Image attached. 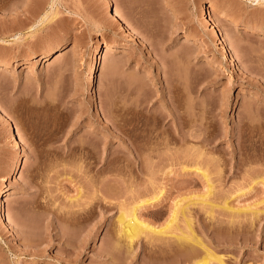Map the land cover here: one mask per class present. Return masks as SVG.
Returning a JSON list of instances; mask_svg holds the SVG:
<instances>
[{"label": "rangeland", "instance_id": "1", "mask_svg": "<svg viewBox=\"0 0 264 264\" xmlns=\"http://www.w3.org/2000/svg\"><path fill=\"white\" fill-rule=\"evenodd\" d=\"M0 23V264H264V0H0ZM161 189L140 216L163 234L129 241Z\"/></svg>", "mask_w": 264, "mask_h": 264}, {"label": "bare ground", "instance_id": "2", "mask_svg": "<svg viewBox=\"0 0 264 264\" xmlns=\"http://www.w3.org/2000/svg\"><path fill=\"white\" fill-rule=\"evenodd\" d=\"M107 1V0H106ZM52 8H53V6H52ZM109 9H111V16H112V18L113 19H115L117 22L119 21V22H124L125 23V21L123 20L122 21V19L123 18H121L122 16H121V14H120V12H118V11H116V9L114 8H112V5H111V3H109L108 2V10ZM49 11V10H48ZM204 12H205V14H207V19L209 20V21H212L213 20V17H212V14L210 13V11H209V9L207 8V6H205V8H204ZM51 14V12H47L46 13V16L48 17L49 15ZM21 20V19H20ZM4 21V20H3ZM114 21V20H113ZM18 22V21H17ZM116 22V23H117ZM12 23V22H11ZM19 23V22H18ZM122 23L121 24V26H123V27H125L126 25L125 24H127V23ZM238 23V22H237ZM7 24V23H6ZM14 24H15V22H14ZM17 24V23H16ZM9 25V24H8ZM21 26V25H20ZM22 26H24V24L22 25ZM129 25H127L126 27H125V29L127 28L128 30V35H130V37H134V36H137V35H135V33H137L135 30L134 31H132L133 30V28L131 27V25H130V27L132 28V30H131V28L130 27H128ZM7 28L8 27H6L4 24H1L0 23V32H3V31H6L7 30ZM16 28V27H15ZM21 29V28H20ZM121 29H123L124 30V28H121ZM13 30V29H12ZM18 30V29H17ZM214 32V37H216V40L218 41V42H220V44H221V49H222V53L225 55L224 57H226V60H227V62L228 63H230L231 65H232V67L233 68H237V64L238 63H236V56L234 55V54H232L231 53V51H230V47H229V42H228V40L226 39V38H224V37H222L221 35H220V33L218 32L219 30H217V29H215V28H213L212 29ZM126 31V32H127ZM10 32V31H9ZM135 32V33H134ZM6 34V33H5ZM138 37V36H137ZM0 44H2V45H4L7 49H9V47H10V44H8V41L6 42V41H3V43H0ZM3 47V46H2ZM113 47H114V45H112V44H106V46H101V47H98L96 50H94V53H93V56H94V60H95V62H94V65H92V69H90L91 70V72H90V74H91V77H90V79H89V82H88V88L90 89V91L91 92H93V90H94V83H95V78H94V73L96 74V71H99L100 70V68H101V62L99 61L100 60V57H101V55L103 54V53H107V52H109L110 50H112L113 49ZM61 49V48H60ZM62 49L61 50H59L58 49V51H56V53H60L58 56H61V55H63L62 54ZM3 53V52H2ZM234 53V52H233ZM11 54V53H10ZM53 54V53H52ZM55 54V53H54ZM48 55H50V54H46V56H48ZM0 57H6L7 58V55H6V53L5 54H0ZM1 58V59H2ZM3 60V59H2ZM3 62V61H2ZM3 67H9V65H7V64H1L0 63V70L2 71L3 70ZM176 87V86H175ZM174 89V88H173ZM172 92V91H171ZM173 93V92H172ZM168 94V93H167ZM170 96V95H169ZM169 98V97H168ZM167 101V100H166ZM0 110H1V108H0ZM97 111H99V108H98V106H97ZM154 111V110H153ZM160 111V110H159ZM167 112V111H166ZM178 112H180V111H178ZM157 114H160V113H157V112H155V113H152L151 112V150H153V147H154V143H156V141H157V145L158 144H165V136H164V134H165V130L164 131H162V130H160V132L162 131V133H160L161 135H159V133H158V135L157 136H154V135H156L155 133H154V135H152V126L153 125H155L154 123H155V120H157V116H159V115H157ZM165 115V114H164ZM167 115V117H168V114H166ZM165 115V116H166ZM179 115H180V113H179ZM182 115V114H181ZM160 116H162L163 117V119H165L166 117L165 116H163L162 114L160 115ZM182 117V116H181ZM180 118V116L178 117V119ZM162 119V118H161ZM182 118H180V120H181ZM183 121V120H182ZM159 122H161V121H159ZM158 122V123H159ZM157 123V122H156ZM157 123V124H158ZM183 124V123H182ZM162 125V124H161ZM164 126H161V127H163V128H165V124H163ZM159 127V126H158ZM155 130V129H154ZM155 131H157V129L155 130ZM167 131V130H166ZM168 132V131H167ZM166 132V133H167ZM16 133H17V136L18 137H20L19 135H20V133H19V131H18V129H16ZM245 134H246V132H245ZM167 135V134H166ZM170 136V135H169ZM193 135H191V133L190 134H187L186 132H183V129H181V128H178L177 130H176V133H174L173 134V138H174V141H176V142H186L187 143V141H190L189 140V138L190 137H192ZM172 137V136H171ZM21 140V139H20ZM156 140V141H155ZM192 141V140H191ZM190 141V142H191ZM159 145V146H160ZM158 146V147H159ZM164 148V147H163ZM160 149V148H159ZM152 153V152H151ZM155 157H156V155H154ZM153 156H151V158H152ZM154 157V158H155ZM116 168V167H115ZM115 170V169H114ZM111 171H113V170H111ZM200 171V170H199ZM109 172V171H108ZM204 176H205V179H210L209 177H208V175L205 173L204 174ZM96 181V180H95ZM209 181V180H208ZM100 182V181H99ZM116 182V181H115ZM96 183H98V182H96ZM208 183V182H207ZM213 184V183H212ZM92 185H94V184H92ZM96 185V184H95ZM209 188V187H208ZM97 189V188H96ZM212 189H213V187L210 185V188H209V195H210V193H211V191H212ZM7 190H8V188L6 187V188H4L2 191H0V211H1V213H3V197H4V195L6 194V192H7ZM98 191V190H97ZM132 193V192H131ZM138 193V192H137ZM156 193V192H155ZM154 194V193H153ZM208 194H207V196H208ZM81 195V194H80ZM83 195V194H82ZM137 195V194H136ZM206 195V194H205ZM134 196V195H133ZM141 196V195H140ZM145 196V195H144ZM97 197V196H96ZM130 197V196H129ZM135 197V196H134ZM162 197H164V191H163V189H161L160 190V192H158L157 194H155L154 196H152L150 199H146V200H142V201H140V202H138V203H135L136 205L135 206H133V208L131 209V211H130V213H129V218H128V220L127 219H125L124 217L122 218V214L120 215V220H121V224H122V231H123V234H125L124 235V237L126 236V239L128 238V239H130L129 241H132V240H134L135 238H137L140 234H142V232L144 233V232H151V233H158L159 234V237H161L160 236V234H163V230L162 229H158V228H156V227H153V226H151V225H149L148 223H145L143 220H142V218H141V216H140V212L142 211V210H144V208H146V207H148V209H149V206H153V205H155V204H157V203H159L160 201H161V199H162ZM139 198V197H138ZM201 198V197H200ZM79 199V198H78ZM80 200V199H79ZM140 200V199H139ZM133 201V200H132ZM135 202V201H134ZM212 202V201H211ZM194 203V202H193ZM217 205V204H216ZM101 207V206H100ZM156 207V206H155ZM182 207V206H181ZM186 207V206H185ZM188 207V206H187ZM218 207V206H217ZM221 207H223V206H221ZM183 208V207H182ZM96 209V208H95ZM180 209V207H178V208H176L175 210H174V212H173V214H172V216L169 218L170 220H169V222H168V227L167 228H169L170 226H172V224H173V222H175V220L177 219V214H178V210ZM184 209V208H183ZM187 209V208H186ZM225 209L226 210H231V212H233V209L232 208H229V207H226L225 206ZM94 210V209H93ZM181 211H182V209H180ZM92 212V211H91ZM123 212V211H122ZM180 212V211H179ZM184 212V211H183ZM235 212V211H234ZM78 213V212H77ZM125 213V212H124ZM128 213V212H127ZM76 215V214H75ZM3 219H2V221H3V223H4V225L5 226H8L7 224H6V217H5V214H3ZM77 217V216H76ZM75 217V218H76ZM64 218V217H63ZM119 218V217H118ZM188 220V219H187ZM190 221V220H189ZM67 222V221H66ZM190 223V222H189ZM191 225V224H190ZM10 226V225H9ZM121 227V226H120ZM190 229H191V226H190ZM165 230H166V233H167V229H164V232H165ZM194 232V231H193ZM166 233H164V234H166ZM158 234H156V235H158ZM195 235V234H194ZM164 236V235H163ZM180 236V235H179ZM182 238V237H181ZM181 240V239H180ZM188 240L191 242V241H193V240H195V238L194 237H192V236H190L189 238H188ZM186 241H187V239H186ZM195 242V241H194ZM183 243V242H182ZM196 243H197V245H198V243H199V241H196ZM196 243L194 244V245H196ZM200 244V243H199ZM191 245L193 246V244L191 243ZM190 245V246H191ZM196 245V246H197ZM185 246V245H184ZM191 246V247H192ZM196 246L194 247V248H196ZM203 246V245H202ZM187 247V246H186ZM198 247H200V246H198ZM197 247V248H198ZM175 248V247H174ZM194 248H192V249H194ZM188 249V250H187ZM186 250H187V254L188 253H190L189 255H187L188 257H186L187 258V261H189V262H194L193 264H197L198 262L196 261L195 262V258L196 257H198V254L197 253H199V252H197L198 251V249H197V251H196V249H194L195 251L194 252H189V251H191L190 249L191 248H187ZM209 249V248H208ZM185 249H184V252L186 251ZM206 250V253H207V255H206V257L204 258V259H206L207 257L208 258H210L211 260H212V258H216L215 256L214 257H212L213 256V253H212V251L210 252V251H208L207 249H205ZM173 251V250H172ZM182 251V250H181ZM199 251H202V250H199ZM174 253V252H173ZM203 253V252H202ZM201 253V254H202ZM205 253V254H206ZM175 255V254H174ZM200 255V254H199ZM204 255V254H203ZM205 256V255H204ZM180 257V256H179ZM207 258V259H208ZM218 258V257H217ZM222 257L220 256L219 257V264H224L223 263V258L221 259ZM197 259V258H196ZM210 259H208V260H210ZM225 259V258H224ZM215 260H217V259H215ZM171 261V260H170ZM184 262V261H183ZM204 262V261H203ZM170 263V262H169ZM202 263V262H201ZM210 262H208L207 261V263H204V264H209ZM174 264V263H173ZM198 264H200V262L198 263Z\"/></svg>", "mask_w": 264, "mask_h": 264}]
</instances>
